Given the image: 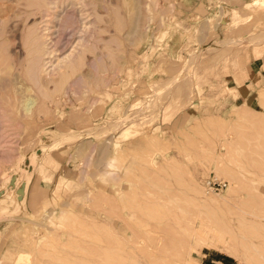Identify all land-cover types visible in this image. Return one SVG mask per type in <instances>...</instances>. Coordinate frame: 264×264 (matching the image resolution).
Masks as SVG:
<instances>
[{"label": "rangeland", "instance_id": "1", "mask_svg": "<svg viewBox=\"0 0 264 264\" xmlns=\"http://www.w3.org/2000/svg\"><path fill=\"white\" fill-rule=\"evenodd\" d=\"M254 1L0 0V264H264Z\"/></svg>", "mask_w": 264, "mask_h": 264}, {"label": "bare ground", "instance_id": "2", "mask_svg": "<svg viewBox=\"0 0 264 264\" xmlns=\"http://www.w3.org/2000/svg\"><path fill=\"white\" fill-rule=\"evenodd\" d=\"M255 1H257V0H255ZM254 1V2H255ZM49 4V3H48ZM54 4V3H53ZM56 4V3H55ZM42 6V5H41ZM55 7H56V5H55ZM44 8V7H43ZM50 10V9H49ZM88 12V11H87ZM49 15H51V14H49ZM56 18V17H55ZM43 33H42V36L40 35V38H38V41H39V39L42 41V42H40L41 44H42V48L43 49H41V50H38V51H41V54L40 55H42L41 56V62H44V61H46L45 59V57L44 56H47V55H49V52H47V50H46V44H45V41H47L46 40V36L49 34V27L47 26V24L46 25H44V27H43ZM31 33V32H30ZM29 33V34H30ZM32 33H33V31H32ZM31 33V34H32ZM165 34V33H164ZM25 36H27V35H25ZM49 36V35H48ZM28 37H29V41L30 42H32V38L28 35ZM32 37H33V34H32ZM37 38V37H36ZM48 39V38H47ZM37 40V39H36ZM81 40V39H80ZM34 43V42H33ZM33 43H32V45H33ZM36 43V42H35ZM31 45V44H30ZM35 45V44H34ZM48 45V44H47ZM37 47L38 46H36V49H37ZM40 47V46H39ZM47 47H49V46H47ZM32 49H33V47H32ZM36 49H35V51H36ZM50 49V48H49ZM73 49H74V47H73ZM72 49V50H73ZM75 50V49H74ZM33 51V50H32ZM52 51V50H51ZM80 51V50H79ZM74 52H76V51H71V53H74ZM30 53H34V51L33 52H31L30 51ZM37 53V52H36ZM36 53H34L33 54V56H35V59L37 58L36 57ZM51 53V52H50ZM67 53V52H66ZM31 54V55H32ZM73 55H75V54H73ZM73 55H71L70 53H69V55H66V56H64V57H62L61 58V62H65V65H66V67H65V69H71V68H69V66H71V62H72V60H73ZM75 57V56H74ZM57 58V57H56ZM32 59H33V57H32ZM31 58H30V60H32ZM35 59H34V61H35ZM50 59V58H49ZM37 60V59H36ZM52 60V59H51ZM60 60V59H59ZM33 61V62H34ZM48 61V60H47ZM36 62H38V61H36ZM59 62V61H58ZM61 62H59L60 63V65H61V67H62V64H61ZM35 63V62H34ZM47 63H49L50 65H52V63L50 62V61H48ZM59 63H58V67H59ZM76 63H77V61H76ZM75 63V64H76ZM37 64V63H36ZM49 64H47V65H45V66H43V67H46V66H48ZM37 66V65H36ZM61 67L59 68V70H61ZM74 68V67H73ZM48 69V68H47ZM53 70H55V68H53ZM64 70V69H63ZM71 71V70H70ZM52 72V71H51ZM58 72V71H57ZM66 73V72H65ZM63 75V74H62ZM32 104H33V102L32 101H30V100H27V104H25L26 105V111H29L30 109H31V107H32ZM121 123V122H120ZM118 124V123H117ZM135 143V142H134ZM232 190V189H231ZM210 193H213V192H210ZM37 200V198H36V196L33 198V204L35 203V201ZM29 229V228H28ZM29 260V259H28ZM28 263V261H27V259L26 258H22V256L21 257H19L16 261H15V264H27Z\"/></svg>", "mask_w": 264, "mask_h": 264}, {"label": "built area", "instance_id": "3", "mask_svg": "<svg viewBox=\"0 0 264 264\" xmlns=\"http://www.w3.org/2000/svg\"><path fill=\"white\" fill-rule=\"evenodd\" d=\"M203 188L206 192H220L226 188V182L215 176H207L202 180Z\"/></svg>", "mask_w": 264, "mask_h": 264}]
</instances>
